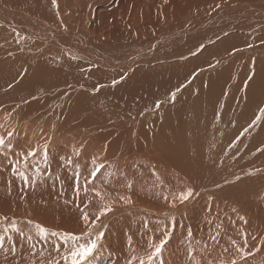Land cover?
<instances>
[{
    "label": "bare ground",
    "instance_id": "6f19581e",
    "mask_svg": "<svg viewBox=\"0 0 264 264\" xmlns=\"http://www.w3.org/2000/svg\"><path fill=\"white\" fill-rule=\"evenodd\" d=\"M261 109L264 0H0V264H264Z\"/></svg>",
    "mask_w": 264,
    "mask_h": 264
},
{
    "label": "snow or ice",
    "instance_id": "6c2138e0",
    "mask_svg": "<svg viewBox=\"0 0 264 264\" xmlns=\"http://www.w3.org/2000/svg\"><path fill=\"white\" fill-rule=\"evenodd\" d=\"M53 3H55V0H53ZM159 106V105H157ZM260 117H264V109L260 110V116L256 117V120L258 121L260 119ZM5 145V141L3 138H0V147H3ZM28 156H35L36 155V151H29ZM44 159H47V152H46V148H45V152H44ZM93 163H95V161H93ZM101 166L96 167L92 172H91V176L93 178L96 177L97 173L100 171ZM37 171H39V169H37ZM25 179L27 180V177H25ZM77 182L79 180V174H77ZM87 183V182H86ZM79 191V188L77 189ZM86 190V188H85ZM97 195H100L99 193H97ZM192 195V191L191 189H189L186 193L185 192H181L179 194L178 197L174 198L173 200V207H175V199H179L180 202H184L185 200H187L190 196ZM122 199L125 200V203H129L130 199L126 198V197H122ZM111 206L110 205H102L100 211L98 212V214L96 215V220H99L101 216H104L105 214H107L108 212H111ZM82 219L85 222V226L87 228V231L85 233L86 237H87V241L83 244H75L68 252H66L64 254V256L62 257L64 264H91L90 261V257L93 256V254L96 252L97 248H98V242L101 240L103 233L102 232H97L95 235V239H92L93 236V232H92V227H95V222H91V227H89L90 221H89V216L87 213H83L82 215ZM28 223H31V221H29ZM36 227L40 230V232L44 233L46 232V230L44 228H42L40 225H36ZM6 231V229H5ZM189 235H191V233L189 232ZM64 238L66 240H71V241H79L81 239V237L76 236V235H72V234H64ZM168 239V234L165 233V237L164 239L160 240L159 243H150L149 247L154 249L153 251L149 252L147 254L146 259H141L139 264H153L154 258L159 257L164 244L167 242ZM247 242V241H245ZM3 246V238L0 237V247ZM225 251H227V249H225ZM237 251H241V249H237ZM53 264H60L59 260H56L53 262ZM232 264H236L235 261L232 262Z\"/></svg>",
    "mask_w": 264,
    "mask_h": 264
},
{
    "label": "rangeland",
    "instance_id": "374dc122",
    "mask_svg": "<svg viewBox=\"0 0 264 264\" xmlns=\"http://www.w3.org/2000/svg\"><path fill=\"white\" fill-rule=\"evenodd\" d=\"M75 6H76V8L78 9L79 7H80V4L79 3H76L75 4ZM31 18H33V17H31ZM34 19V18H33ZM128 50H130V49H128ZM127 50V51H128ZM244 139H239L238 141H237V144H244ZM242 149H243V147H241V149H240V151H239V153L237 154L238 156H242L243 155V153H244V151H242ZM122 201V200H121ZM125 201V200H124ZM118 203H122V202H118ZM113 204V203H112ZM130 204H132V206H134V207H139V208H143V209H148V210H151V211H155V212H157V211H161L160 213H164V211L166 210V208H164V207H161V208H154V207H152V206H150V205H143V202H131L130 201ZM136 204V205H135ZM119 206L120 205H122V204H118ZM126 205V204H125ZM170 205H171V203L170 204H168V205H165L166 207H170ZM159 209V210H158ZM131 213H133V214H131ZM130 214L132 215V216H135V217H139V216H141V214H139V212H131ZM129 214V213H128ZM131 215H128V216H131ZM12 226H14V225H12ZM201 251L204 253V254H208L209 252H210V250H208V249H201ZM161 254V253H160ZM164 261V262H162V260ZM214 259H215V257H214ZM159 260V261H158ZM165 260H167L166 262H165ZM161 261V262H160ZM170 264V261H169V258H167L166 256H162V255H160V258L159 257H156V258H154V261H153V264ZM227 263V262H226ZM134 264H139V262H135L134 261Z\"/></svg>",
    "mask_w": 264,
    "mask_h": 264
}]
</instances>
